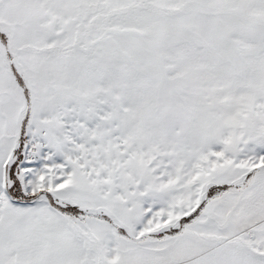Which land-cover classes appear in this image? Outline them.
Wrapping results in <instances>:
<instances>
[{"label": "snow or ice", "instance_id": "snow-or-ice-1", "mask_svg": "<svg viewBox=\"0 0 264 264\" xmlns=\"http://www.w3.org/2000/svg\"><path fill=\"white\" fill-rule=\"evenodd\" d=\"M0 264H264V0H0Z\"/></svg>", "mask_w": 264, "mask_h": 264}]
</instances>
